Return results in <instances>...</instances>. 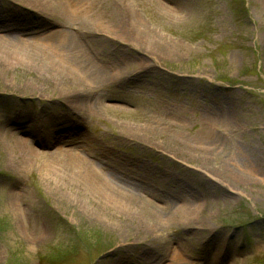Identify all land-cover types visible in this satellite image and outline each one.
I'll list each match as a JSON object with an SVG mask.
<instances>
[{"label": "rangeland", "instance_id": "obj_1", "mask_svg": "<svg viewBox=\"0 0 264 264\" xmlns=\"http://www.w3.org/2000/svg\"><path fill=\"white\" fill-rule=\"evenodd\" d=\"M125 5L119 24L107 4L90 11L113 23L103 39L93 34L86 41V55L106 72L96 89L77 92L45 80L36 65L5 63L0 264H264V0ZM51 9L0 0L6 20L0 26L11 25L0 34L48 46L58 31L75 33L88 17ZM147 31L149 45L128 38ZM68 89L79 112L64 97ZM16 125L26 131L11 135ZM15 141L19 149L11 146ZM180 141L216 147L218 157L200 162L209 155L177 148ZM240 148L249 150L247 175L215 179L213 166L242 160ZM56 149L123 172L132 186L153 194L156 211L168 217L151 230L144 220L135 222V214L61 186L43 157ZM182 204L204 211L188 224L169 215Z\"/></svg>", "mask_w": 264, "mask_h": 264}, {"label": "bare ground", "instance_id": "obj_2", "mask_svg": "<svg viewBox=\"0 0 264 264\" xmlns=\"http://www.w3.org/2000/svg\"><path fill=\"white\" fill-rule=\"evenodd\" d=\"M8 1H12V3H19L28 7L38 6L40 10H47V7L51 5L52 9L50 10V14L52 13L54 15L57 13L59 14L58 9L62 10V13L66 12L74 16H81L80 14L86 11V15H88V17L85 16L87 18L80 19L78 21V27L75 28V33L65 32L62 30L58 31L59 34L52 38L48 46H40L38 45L39 43L36 45L28 44L19 40L10 41V37H2V35L6 34H0V76H6L8 73L4 68L5 63L9 62V60L15 59L16 62L38 66L37 71L41 73L43 77L45 76V80L56 82L60 85L65 84V86L71 85L74 90L78 89L77 92H79V90H93L96 89V87L103 85L106 76L104 67H102V69L96 67L97 63L94 62L90 56L86 55L85 45L87 42L89 43V35L94 34L97 37H100V39H103L104 35L106 36L107 34V30L109 31V29L113 28L110 26L113 24L112 22L107 23L103 21V19L99 16V13L96 14L99 11L97 9L98 5L107 4L108 6L113 7L114 11L117 10L115 12L118 15L117 21L119 24L125 20L122 9L126 6V0ZM93 9L97 11H95V14L93 13L90 16V11H93ZM3 19H0V23H4L3 21H6ZM10 26L11 25L9 23L0 26V33L9 32L7 28ZM116 29H118V25ZM91 30L96 32L92 33ZM149 33L150 32L147 31V34H145L147 36L145 37L144 33L130 32L128 38H132L138 43L149 45V43L152 42H145L146 39H151V37H149ZM140 37H142V39ZM25 89L31 91L39 90V88L30 84H26ZM74 90L70 89L69 93H66L64 97H68L66 98L67 102L72 103L73 106L71 107L76 110V112H79V109H77L79 102H76L77 98L73 95L75 92ZM64 93L65 92H62L60 95ZM32 128H34V124L32 125ZM14 131L24 133L26 130H23V126L16 125L12 128L10 134L12 135ZM29 132L34 134V136L35 133L37 135L35 130L30 129ZM137 133L147 135L149 137L151 136L149 132L146 133L145 131ZM18 139L19 138L16 140ZM176 143L177 148L182 145L184 147L183 149L187 150V152H204V154L209 155V158L202 156V159L198 158V160L203 163L213 164L211 156L216 154L213 152L216 147L208 148L207 146H200L182 141ZM19 145L20 144L15 141L12 142L11 146L19 149ZM238 151L241 154V157H239L242 158V160L238 161L232 159L230 162H225L226 160L224 159L220 160L217 163V166H213L211 172L212 174H216V176L213 175L215 179L219 181L221 179H226L232 182L235 179L240 180L247 175L249 167V150L247 148H240ZM239 153H236L234 156L235 159H238L237 156ZM44 154H46V156L44 155L43 157L49 158V160H47L49 162H47L46 165L50 170L55 172L58 183L62 182L61 186H65L66 188L71 186L72 188H75L77 193L80 194L82 191H84V194H87L88 192L94 200L100 201L109 208L115 209L114 212H123L124 210V212H127L130 215L135 214V222L141 223L144 220L148 229L151 230L158 228V224L162 221V217H168L161 215L160 212L156 211L158 210L156 207L159 206L152 204V199H155V196L146 192L143 188H136L135 186H132L133 184L126 179L123 172H107L102 168L101 162L96 161L95 159L94 162H89L83 160V157L74 153L70 154L71 156H63L58 149L48 151V153ZM215 156L218 157V155ZM137 193L146 195L148 199H145V196H139ZM140 200L145 202H143L142 205L138 204L137 202L141 203ZM203 209V206H197L196 209L194 206L189 204H182L181 206H175L169 215L175 214L177 219L180 218L181 221L190 224L192 222H196V218L204 211ZM122 212H117L119 217L122 216Z\"/></svg>", "mask_w": 264, "mask_h": 264}]
</instances>
